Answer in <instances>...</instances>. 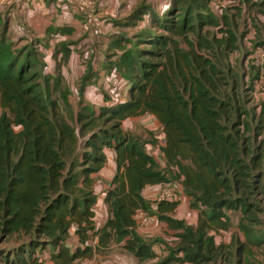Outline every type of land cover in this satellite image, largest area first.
I'll list each match as a JSON object with an SVG mask.
<instances>
[{
    "label": "trees",
    "instance_id": "16d2710c",
    "mask_svg": "<svg viewBox=\"0 0 264 264\" xmlns=\"http://www.w3.org/2000/svg\"><path fill=\"white\" fill-rule=\"evenodd\" d=\"M183 3L188 8L195 3L199 22L206 18L201 20L202 14L212 17L205 0H171L163 13L144 1L117 22L120 30L112 35L107 52L113 55L105 66L125 79V96L81 102L78 115H71L75 126L64 116V109L73 108L70 89L55 96L62 76L46 72L33 41L17 51L8 29H0V238L23 242L13 259L0 254L5 264H74L107 253L114 243L148 263L157 258L158 239L138 232L140 210L178 230L168 255L149 264H234L237 256L235 264H242L252 244H264V232L258 242L246 223L264 222V101L250 107L248 98L261 73L252 65L247 89V76L225 69L207 38L187 39L202 25L192 23V11L182 12ZM128 27L136 31L128 33ZM222 32L218 44L228 56L237 50L238 38L230 29ZM88 77L81 78L82 85ZM145 114L162 125L163 163L122 129L124 120ZM78 126L82 132L91 129L83 142ZM107 147L115 150L116 172L105 197L110 217L98 225L95 175L108 162ZM176 181L181 199L156 203L144 194L148 186ZM186 196L200 209L195 226L172 215ZM234 210H241V228L252 244H241L233 255L212 232L228 229L227 212ZM72 229L75 246L69 243Z\"/></svg>",
    "mask_w": 264,
    "mask_h": 264
},
{
    "label": "rangeland",
    "instance_id": "374dc122",
    "mask_svg": "<svg viewBox=\"0 0 264 264\" xmlns=\"http://www.w3.org/2000/svg\"><path fill=\"white\" fill-rule=\"evenodd\" d=\"M15 0H12V2L7 3V0H0V3L3 4L5 7L3 10H0V29L2 27H6L8 29V40H14L15 45L17 47V51L21 50L23 51V47L27 45L26 40H23L24 36L26 34H29L31 32V28L28 25H25V27L22 26L23 22H20V15L18 14L16 17V20H18L19 28L17 29L18 33H13L12 31H9V23L11 26V18L12 14L11 12L16 8V4H13ZM126 1V0H125ZM130 1V0H129ZM147 2V0H132L130 3L125 2V4L120 8L118 12L119 20L124 19L128 17L132 10L137 7L141 2ZM261 1L264 3V0H250V3H244L243 0H205L207 2L205 4V8L208 10V13L211 16H207V14L201 15V20L203 17H206L203 22H199L198 15L195 14V3H192V5L188 8L187 3H183L181 5L182 12H185L187 9L192 11L193 17H192V23L202 25L201 30L199 34L196 32H192L187 36V39L194 40V43L198 40V37L202 34L205 38H207L211 43V48L213 49V56L217 58H221V62L224 63L225 69L231 68L234 72L239 73V75H246L247 81L245 82L244 87L247 89H250L252 86V82H250V79L254 78V75L251 73L252 65H255L257 69H259L261 73V78L259 79H253L255 86L254 90L251 91L250 96L248 98L253 99V102L250 103V107L256 104H260L262 101H264V6H262ZM251 2H255L256 5H252ZM149 3V2H148ZM8 11L10 12L8 14ZM148 21V20H147ZM141 22L142 25L147 22ZM216 22H219L220 24H217ZM228 23V25L226 24ZM8 25V26H7ZM222 29L225 31L227 29H230L238 38V48L234 52L230 53L228 56L225 55V49L224 46H221L218 44V39H221L224 35L222 32ZM124 30L128 33H133L136 31V28L134 27H128L124 28ZM79 38V37H78ZM23 41H20V40ZM97 40V39H96ZM180 40L183 42L184 46H187V42L184 41L182 37H180ZM97 42V41H96ZM98 45L101 46V50L109 51L108 44L98 42ZM98 45L95 43V46L90 44H79V49H77L78 55H83L88 53L87 56V62L88 64L93 61V58L96 57L97 60L94 61V63H98L100 65L99 60L103 58V55L96 52V49L98 50ZM208 50L203 49L202 53L208 54L210 52H207ZM41 58L43 61L46 62V59L43 51H39ZM98 54V56H97ZM40 57V56H39ZM100 57V58H99ZM49 59V64H53V67L55 65V68L53 71H50L51 73H54L55 75H61L59 80V90L55 93L56 97H59L61 95L62 90L66 88L70 89V100L73 104V108H67L64 109V116L67 119L66 121L71 122L75 126V121L71 115L73 113H76L78 115L80 111V103L82 102L83 105L90 104V103H98L101 102L106 98V95H109L110 98H113L114 95L111 93H108V89H104V83L99 82L98 79H105L107 76H104L103 78H97L95 80L96 86H99V84L102 83V87L99 93V90H93L88 91L87 94H85L86 87L89 86V84L82 85L81 79H75L73 80L74 76H72L77 69L84 68L87 65V62H83V60L80 62L78 61L77 64L74 65L71 69L68 67L69 59H66L64 56H62L59 59L54 58L53 60ZM47 65V63H46ZM45 65V67H47ZM97 66V65H96ZM88 68V66H87ZM86 68V70H87ZM256 70V72H258ZM109 75V74H108ZM52 78V77H50ZM111 80L113 81V77H111ZM63 81V83H62ZM56 80H54V83L56 84ZM111 82V81H109ZM51 84V82H50ZM92 85V84H91ZM51 86V85H50ZM106 94H104V93ZM252 97V98H251ZM96 105V104H94ZM101 106L98 107V111H100ZM99 115V114H98ZM64 116H62L64 118ZM107 117V116H105ZM64 118V119H65ZM59 120H62L59 118ZM154 124V118H152L150 115H144L137 119H126L122 123V129L127 135H131L132 137H137L141 141L142 148H145V146L153 141L155 139V135H160L159 131L157 129H151ZM81 125V124H79ZM102 124H99L101 126ZM110 126V124H108ZM93 128V127H92ZM77 131L79 132V139L80 142H83V139L85 136H87L91 129L89 131L82 132L80 127L78 126ZM106 152H113L114 149L107 147L105 148ZM174 174V173H173ZM175 175V174H174ZM175 179H178V177L174 176ZM98 179V178H97ZM196 200L192 199L191 197L186 196L185 199H183L182 207L175 213V217L178 220L184 221L186 224L190 226H195L198 222V215L200 213V209L198 207L193 206L192 203H195ZM199 207H202L200 203L196 204ZM228 218H229V227L226 230H222L219 232H212V235L214 236L217 244H225L228 248V251H231L232 254L236 252L237 248L241 244H247L251 245V241L248 240V235L245 233V231L241 228V217L242 213L241 210H234V211H228L227 212ZM250 229L252 230V236L253 239L257 240L259 236L264 232V222H261L259 224H250L249 221H246ZM173 241V247L175 246V243L177 241V234H174ZM157 240V239H156ZM254 243H257V242ZM162 240L158 239L156 243H161ZM23 246L22 240L17 237L9 238L6 240H1L0 238V254L7 252L11 259L14 258V251L17 250L19 247ZM249 252L246 254V256L243 258L242 264H264V244H252L249 247ZM240 256H237L235 258L234 264L237 262V258ZM0 264H5L3 260L0 258ZM42 264H52L49 261H44ZM223 264V263H220ZM227 264V263H226Z\"/></svg>",
    "mask_w": 264,
    "mask_h": 264
},
{
    "label": "crops",
    "instance_id": "0c3cea01",
    "mask_svg": "<svg viewBox=\"0 0 264 264\" xmlns=\"http://www.w3.org/2000/svg\"><path fill=\"white\" fill-rule=\"evenodd\" d=\"M131 1L132 0H110L109 3L104 5V1L94 0L95 5L92 7L90 12L87 13V15H82L76 13V11L69 7L64 0H15L13 4H16V8H14L11 12V26L9 23L8 28L9 31L18 33L16 31H18L17 29L19 28V25L18 20H16V16L19 14L21 17L19 20L20 22H23L22 26L25 27V25H28L31 28V32L26 34L23 37V40H26V42L33 41L37 45L38 49L43 51L44 55L46 54L45 56H47L45 57V63H47L46 72L54 70L55 65L53 67V64H49V59L53 60L56 58L60 60L63 56L64 45L66 46L65 51H68L69 54L67 58L70 61L68 62V67L71 69L78 63V61L80 62V60L87 62L88 53L83 55L77 54L76 50L80 48V46L78 47L80 43L83 45L92 43L94 46L95 43L98 45V42L107 43L108 45L111 43L112 35L116 34L118 30H120L116 25L117 22L120 21L118 12L125 2L130 3ZM10 2H12V0H7V3ZM147 2L152 4L157 12L163 13L171 0H147ZM4 7L5 6L0 3V10H3ZM9 13L10 12L8 11V14ZM23 40L21 39L20 41ZM100 48L101 46L98 45V50L96 49L97 53L103 55L102 61L101 59L99 60L100 65L98 63H94V61L98 59H96V57H94L93 61L89 64L87 62V65L84 68H80L77 64L79 68L72 75L74 76L72 79H81L88 73L89 77L85 85L89 84V86L86 87L87 89L85 90V94H87L88 91H93L95 89L99 90L100 93V90H102V83L99 84V86H96L93 82H95V80L99 77L103 78L104 76H107L105 79H98V81L104 83V89L109 88L108 93H112L114 95L113 99H119L122 94L125 96V79L115 70L110 71L111 69H108V67L105 66L106 59L111 57L113 54L101 50ZM110 76L113 77V81ZM145 115H150L154 118V124L150 128L157 129L160 135H155V139H153L155 142L147 144L144 149L146 152L154 155L156 159L163 163L161 147L165 146L166 138L164 132L162 131V125L158 122L154 115ZM137 118L139 117L128 119ZM106 154L108 159L106 166L95 175L98 178L96 181V191L99 197L95 209V220L98 225L104 224L110 217L109 205L106 202L105 197L107 190L111 187V181L116 172L115 150L113 152H106ZM159 187L160 185L148 186L144 190L145 196L153 202V196ZM182 205L184 204L181 203L177 211L182 207ZM152 207H155L153 203ZM142 213L143 210H140L137 217L142 216ZM175 213L172 214L174 218H176ZM137 230L147 240H162L161 243H156L153 246V250L157 255L155 260L148 263H141L135 255L123 249L119 244L114 243L111 245L107 253L98 254L91 260L76 261L74 264H149L151 262H156L158 259L168 255V245H173V235L178 232V230L171 228L166 221L159 218L151 224H142L138 221ZM70 234L69 243L75 246L78 242V236L75 229H72Z\"/></svg>",
    "mask_w": 264,
    "mask_h": 264
},
{
    "label": "built area",
    "instance_id": "2783aa9c",
    "mask_svg": "<svg viewBox=\"0 0 264 264\" xmlns=\"http://www.w3.org/2000/svg\"><path fill=\"white\" fill-rule=\"evenodd\" d=\"M66 4L74 11L79 13H89L95 5L94 0H64ZM182 198V187L180 182H171L166 186L159 187L154 194L153 199L157 203L159 201H173ZM158 216L150 214L143 210L142 216L137 217L142 224H151L157 220Z\"/></svg>",
    "mask_w": 264,
    "mask_h": 264
}]
</instances>
